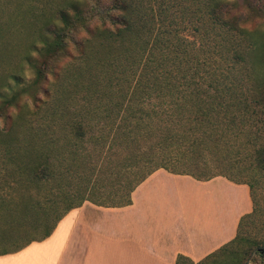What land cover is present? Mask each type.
<instances>
[{"label":"trees","instance_id":"1","mask_svg":"<svg viewBox=\"0 0 264 264\" xmlns=\"http://www.w3.org/2000/svg\"><path fill=\"white\" fill-rule=\"evenodd\" d=\"M238 7L264 17V0H60L50 7L35 43L50 95L38 105L43 127L36 132L22 117L26 130L17 135L18 154L31 159L20 183L33 196L0 201L10 218L0 239L12 243L0 255L49 237L87 200L131 204L137 186L164 168L247 184L253 201L233 240L198 263L180 255L178 264H221L228 253L239 258L230 264H264V235L242 233L260 214L264 181V31L247 27ZM54 63L62 64L49 87ZM78 98L87 101L85 112L71 110Z\"/></svg>","mask_w":264,"mask_h":264},{"label":"crops","instance_id":"2","mask_svg":"<svg viewBox=\"0 0 264 264\" xmlns=\"http://www.w3.org/2000/svg\"><path fill=\"white\" fill-rule=\"evenodd\" d=\"M211 187L218 189L215 201L205 198ZM252 211L247 184L160 168L137 186L131 204L87 200L49 237L1 254L0 264H178L180 255L198 263L233 240L242 217Z\"/></svg>","mask_w":264,"mask_h":264},{"label":"rangeland","instance_id":"3","mask_svg":"<svg viewBox=\"0 0 264 264\" xmlns=\"http://www.w3.org/2000/svg\"><path fill=\"white\" fill-rule=\"evenodd\" d=\"M235 1L230 0L232 5ZM58 3L60 0H0V201L4 198H14L16 202L24 197V201H27L28 196H33L30 190L20 183L23 180V175L29 177L28 174L21 173V166L29 157L18 154L23 153L24 148H21L22 143L19 142L20 139L17 140L20 136L17 135H23V131L26 130V126L23 127L22 117L31 120V123L37 127L36 132L43 127L40 114L44 108L39 110L38 105L41 100L49 98L50 95L47 97L43 93V85L39 80V68L42 69L43 64L40 62L42 58L35 48V43H37L42 24L46 19L45 14L50 7H56ZM236 10L246 16L247 27L264 31V17L257 16L252 11L248 12L244 8L238 7ZM38 46L41 44L38 43ZM67 61L68 58H65L63 63ZM68 63H65L64 69ZM61 64H53L55 72L49 73L45 85L50 83L47 86H51ZM52 100L56 103V100ZM75 100H77V104L74 105L72 102L71 110L78 108L85 112L87 101L82 98ZM39 139L37 137V142ZM33 162H36L35 157ZM210 190L208 191L209 195H205V198L212 197L213 201L217 200V187H211ZM259 191L260 214L255 220L254 218L248 220L242 228L243 235L247 237H254L257 233L264 235V181L261 183ZM222 194H226V192L219 193L220 197L223 196ZM229 195L231 194L228 192L227 196ZM205 202L207 201L205 200ZM235 205H238V201ZM244 206H246V202H244ZM1 210L0 231L2 232V227L7 226L10 218L4 209ZM1 232L0 235L3 236ZM34 234L43 235L41 231H35ZM11 244L0 239V250ZM234 259L239 258H236L233 253L222 255L221 264H230ZM252 263L259 264L255 261H250L249 264Z\"/></svg>","mask_w":264,"mask_h":264}]
</instances>
